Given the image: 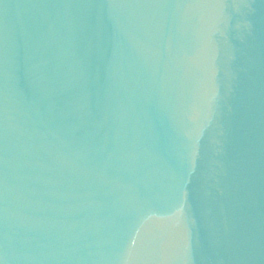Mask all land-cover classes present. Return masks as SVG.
Returning a JSON list of instances; mask_svg holds the SVG:
<instances>
[{"label": "water", "instance_id": "1", "mask_svg": "<svg viewBox=\"0 0 264 264\" xmlns=\"http://www.w3.org/2000/svg\"><path fill=\"white\" fill-rule=\"evenodd\" d=\"M0 264H264V0H0Z\"/></svg>", "mask_w": 264, "mask_h": 264}]
</instances>
